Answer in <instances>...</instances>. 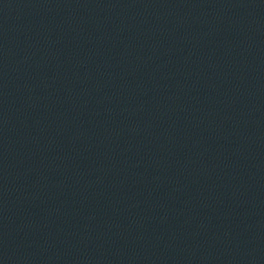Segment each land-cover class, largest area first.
Segmentation results:
<instances>
[{"label":"water","instance_id":"obj_1","mask_svg":"<svg viewBox=\"0 0 264 264\" xmlns=\"http://www.w3.org/2000/svg\"><path fill=\"white\" fill-rule=\"evenodd\" d=\"M0 264H264V0H0Z\"/></svg>","mask_w":264,"mask_h":264}]
</instances>
